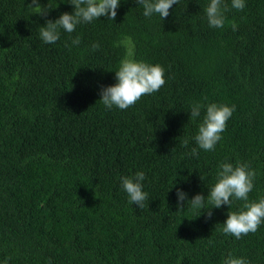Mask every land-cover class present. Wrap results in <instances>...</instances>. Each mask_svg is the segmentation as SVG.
<instances>
[{
    "label": "trees",
    "instance_id": "trees-1",
    "mask_svg": "<svg viewBox=\"0 0 264 264\" xmlns=\"http://www.w3.org/2000/svg\"><path fill=\"white\" fill-rule=\"evenodd\" d=\"M30 3L0 0V264H223L229 253L264 264V223L240 239L222 231L245 201L210 218L187 200L177 208L178 189L207 198L221 163H247L256 172L249 202L264 198V0L242 11L223 0V28L207 22L210 0H179L164 20L121 0L115 21L60 29L54 44L40 26L74 5L39 0L52 8L41 16ZM125 57L162 65L166 83L107 109L101 88L117 83ZM212 103L236 110L205 151L194 137ZM139 171L143 209L121 187Z\"/></svg>",
    "mask_w": 264,
    "mask_h": 264
},
{
    "label": "clouds",
    "instance_id": "clouds-1",
    "mask_svg": "<svg viewBox=\"0 0 264 264\" xmlns=\"http://www.w3.org/2000/svg\"><path fill=\"white\" fill-rule=\"evenodd\" d=\"M74 5V12H64L55 21L49 19L46 26H40V39L45 44H54L60 38V29L68 33L76 30L82 23H91L101 17L114 20L117 17V9L121 0H66ZM179 0H137L143 6V15L151 17L158 14L163 20L170 15L173 5H178ZM27 6L35 14L44 16L52 8L41 6L39 0H31ZM232 7L243 10L246 7L245 0H232ZM228 10L223 0H210V4L204 9L207 22L212 28H223L225 24V12ZM233 30H237V25L233 23ZM72 43L76 46L80 44L77 36ZM93 49L99 47L94 44ZM165 69L160 64H149L143 61H135L125 57L121 60L116 73L117 83L101 88V102L107 109L114 106L125 110L135 105L144 95H151L158 92L166 83ZM203 105L197 103L192 105L190 119L200 116ZM236 106L212 103L207 105L206 115L199 126L198 134L194 137L199 149L214 151L217 143L222 139V133L227 128V121L231 118ZM187 145V141H185ZM191 155L198 157L197 148H192ZM256 172L247 163H221L217 174V182L210 188L207 198L203 194H196L190 200L188 194L182 189L177 190L178 212L185 210L184 202L187 200V207L194 210H207L209 218L213 208H220L223 205L231 207L233 198L245 201L239 212L228 213V218L223 223L222 231L231 234L237 239L249 233H255L260 225L264 223V198L258 202H249V193L254 188ZM145 173L136 172L134 176H124L121 178V187L127 193L129 203L143 209L144 202L148 198V193L143 190ZM201 180L204 177L201 176ZM206 201L212 205L206 208ZM223 264H250L246 258L235 257L229 253L223 260Z\"/></svg>",
    "mask_w": 264,
    "mask_h": 264
}]
</instances>
